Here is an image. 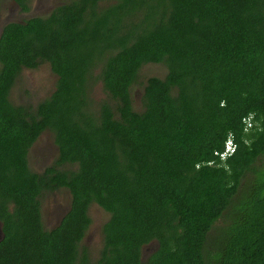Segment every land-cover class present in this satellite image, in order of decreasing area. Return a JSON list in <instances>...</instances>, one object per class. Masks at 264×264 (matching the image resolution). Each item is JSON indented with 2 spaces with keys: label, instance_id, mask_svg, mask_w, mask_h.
I'll return each instance as SVG.
<instances>
[{
  "label": "trees",
  "instance_id": "16d2710c",
  "mask_svg": "<svg viewBox=\"0 0 264 264\" xmlns=\"http://www.w3.org/2000/svg\"><path fill=\"white\" fill-rule=\"evenodd\" d=\"M42 67L52 94L13 104ZM45 131L58 154L32 171ZM0 228V264H264V0H69L5 26Z\"/></svg>",
  "mask_w": 264,
  "mask_h": 264
},
{
  "label": "flooded vegetation",
  "instance_id": "af4514ba",
  "mask_svg": "<svg viewBox=\"0 0 264 264\" xmlns=\"http://www.w3.org/2000/svg\"><path fill=\"white\" fill-rule=\"evenodd\" d=\"M35 1L36 0H25V4L27 5L28 10H23V8L20 6V4L16 0H0V37H1L2 31L5 26L10 25V24H24L25 21H28L32 17H43L45 15H48L55 7L61 6L65 4L66 2H68L69 0H60L59 2H54V3H51L52 1H49V0L47 1L43 0L42 3L48 4V6H45V4L43 6L41 5L40 2H38V5H39L38 6ZM37 10H40V11L37 12ZM24 71H27V70H22L21 73ZM21 73L19 74L14 84L12 85V88L9 91L8 97L11 100V102L15 105H26L27 106V104H29V99H27V101L20 100V102H18V100L14 99V94H13V92H17L21 88L22 94H25L28 96V92L32 90L31 88L27 87V85H24V87L22 86V83L19 81ZM51 75L52 76L48 75L47 78L53 79L54 76L53 74ZM30 78L33 79L34 77L30 76ZM44 79L46 80V78ZM54 80H53V83L51 84L53 88H54V85H53ZM40 86L45 87L46 82L43 80V83ZM35 91L39 92L37 89ZM52 91L53 89L51 90L49 88L48 92L45 93L44 88H43L37 96L33 97L32 103L36 104L37 102L48 98L52 94ZM35 151L41 153L40 158L42 157L43 161H47L49 159L50 163L48 165H50L53 162V160L57 157L58 148L54 144L51 133L49 131L43 132L36 139V141L30 146L28 150V156H27V159H30L32 162V167L30 168L32 171H44L48 165L43 168L36 165L34 161L35 158H33V153Z\"/></svg>",
  "mask_w": 264,
  "mask_h": 264
},
{
  "label": "rangeland",
  "instance_id": "374dc122",
  "mask_svg": "<svg viewBox=\"0 0 264 264\" xmlns=\"http://www.w3.org/2000/svg\"><path fill=\"white\" fill-rule=\"evenodd\" d=\"M44 1H47V0H44ZM49 1H52L51 3H54V2H59L60 0H49ZM35 2L37 5H38V2H40L41 5H43V6L45 4V3H42L43 0H36ZM45 6H48V4H45ZM39 11L40 10H37V12H39ZM46 69L47 68L42 67V68H40L39 71H35V72L34 71H24V72H22L20 75L19 81L22 83L23 87H24V85H27V87L31 88L32 90H30L31 93L28 90L29 92H28V96H27L25 94H22L21 88L18 87V88H20L19 91L13 92L14 99L18 100V102H20V100L27 101V99H29V102H33V97L37 96L43 88H44L45 93L48 92L49 88L52 90L53 87L51 84L53 83V80L55 77L53 79H51V78L48 79L47 76L48 75L52 76V75ZM151 69L155 73H158L161 71L160 67H157V66H152ZM147 72H150V70H148ZM25 76H26V78H25ZM30 76H33L34 78L31 79ZM44 78H46L47 81ZM43 80L46 82L45 87L40 86L43 83ZM36 89L39 92L35 91ZM97 92H99V91H97ZM40 155H41V153L35 151L33 153V158H35L34 161H35L36 165L43 168V167L47 166L50 163V161H49V159L47 161H43L42 157L40 158ZM62 201H63L62 199H60L59 201L57 200L58 203L56 204L55 200H53L51 198H49L47 200H43L42 207L44 210V218H45V220H46L45 222L47 223L48 226H51L52 224H54V222L56 221L57 218L59 219L61 208L63 207V206L59 205V203H61ZM90 214H91L92 219L94 220V225L98 226L102 223L104 215L102 214V212L98 208L92 209ZM96 226L94 228H92V230L89 233V236L87 238L88 246H93L95 243V240L97 239V231H95Z\"/></svg>",
  "mask_w": 264,
  "mask_h": 264
},
{
  "label": "built area",
  "instance_id": "2783aa9c",
  "mask_svg": "<svg viewBox=\"0 0 264 264\" xmlns=\"http://www.w3.org/2000/svg\"><path fill=\"white\" fill-rule=\"evenodd\" d=\"M248 125H250L249 122H248ZM234 149H235L234 144H233L232 140L229 138V139H227V141H226V143L224 145V150L221 151V152L216 153V155H218L220 157V159L223 160L228 155L232 154Z\"/></svg>",
  "mask_w": 264,
  "mask_h": 264
},
{
  "label": "water",
  "instance_id": "95a60500",
  "mask_svg": "<svg viewBox=\"0 0 264 264\" xmlns=\"http://www.w3.org/2000/svg\"><path fill=\"white\" fill-rule=\"evenodd\" d=\"M2 237H3V234H2V231H1V228H0V240H1Z\"/></svg>",
  "mask_w": 264,
  "mask_h": 264
}]
</instances>
